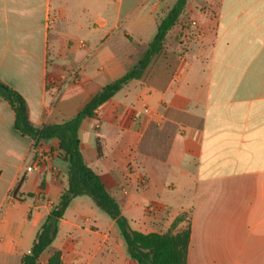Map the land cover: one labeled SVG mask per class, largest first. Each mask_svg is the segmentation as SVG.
<instances>
[{
    "label": "crops",
    "instance_id": "0c3cea01",
    "mask_svg": "<svg viewBox=\"0 0 264 264\" xmlns=\"http://www.w3.org/2000/svg\"><path fill=\"white\" fill-rule=\"evenodd\" d=\"M175 3L0 0V81L24 98L34 127L63 124L138 64ZM200 4L169 32V50L84 121L80 150L134 230L190 226L187 264H264V0ZM187 15L201 32L180 26ZM15 119L0 96L4 264L33 247L50 213L40 193L57 203L67 189L59 159L20 178L34 141ZM14 189L20 202H9Z\"/></svg>",
    "mask_w": 264,
    "mask_h": 264
},
{
    "label": "trees",
    "instance_id": "16d2710c",
    "mask_svg": "<svg viewBox=\"0 0 264 264\" xmlns=\"http://www.w3.org/2000/svg\"><path fill=\"white\" fill-rule=\"evenodd\" d=\"M188 0H178L161 21L154 40L144 58L122 78L105 87L74 118L63 124L34 127L29 120V110L24 98L0 81V96L15 112V129L23 136L33 139L36 146L58 139L59 155L66 166L67 189L42 223L31 252L22 259V264H39L44 252L55 242L59 224L72 201L89 196L96 206L114 221L123 238L127 254L135 264H187L191 243V228L179 233H143L134 230L129 220L121 213L116 199L109 193L100 175L90 168L80 150L79 131L87 119H93L97 111L109 102L130 81L138 80L152 59L161 53L169 32L185 14ZM32 197V196H30ZM50 264H54L51 261ZM59 264V263H55Z\"/></svg>",
    "mask_w": 264,
    "mask_h": 264
},
{
    "label": "rangeland",
    "instance_id": "374dc122",
    "mask_svg": "<svg viewBox=\"0 0 264 264\" xmlns=\"http://www.w3.org/2000/svg\"><path fill=\"white\" fill-rule=\"evenodd\" d=\"M174 1L177 2L178 0H172V2ZM189 3L195 10L201 8V0H188L187 6ZM193 22H197L199 25L198 21L193 20L192 17L187 15L183 17L180 26L184 28L194 27ZM193 39L188 40L187 44L189 45ZM173 41H175L173 37L166 41V48L163 47L162 51L165 49L168 51ZM184 49L187 50V47L183 48V52L179 51V53L183 54L185 51ZM147 50H140L141 58L139 62L144 58ZM57 159L62 161L60 155H58ZM65 171L64 173H66ZM64 193L65 191L62 194ZM27 197L35 198L36 195L29 194ZM21 200L22 195H18L17 191L14 189L9 195V202L15 203ZM38 201V205L43 204L50 211L59 202L58 200L57 203H53L51 200L46 199L41 193L38 196ZM111 221L110 217L96 206L95 201L91 197L83 196L75 199L66 217L64 216L60 221L59 234L55 242L44 252L39 264H50L51 261H53L54 264H88L90 257L93 261L99 262V264H135L127 254L123 238L117 226L115 225L114 228L110 227L109 224ZM34 227H36V225H34ZM177 227L176 224L173 225L170 231L173 233L177 232ZM186 228L187 225H185L182 230ZM107 233L108 237L105 238L104 241L101 239L100 235ZM27 240L29 244L31 242L30 238ZM31 249L29 248V252L26 253L29 254ZM7 261V264H22L21 256L10 257ZM0 264L4 263L0 261Z\"/></svg>",
    "mask_w": 264,
    "mask_h": 264
},
{
    "label": "built area",
    "instance_id": "2783aa9c",
    "mask_svg": "<svg viewBox=\"0 0 264 264\" xmlns=\"http://www.w3.org/2000/svg\"><path fill=\"white\" fill-rule=\"evenodd\" d=\"M193 26L201 32V28L197 22H193ZM58 157V152L56 151H46L42 146H36L35 143L32 145L27 158L25 160V166L21 172L20 178L25 177L27 174L33 173L42 168L48 167L52 164ZM124 193H127L124 190ZM154 212L153 208H149V213Z\"/></svg>",
    "mask_w": 264,
    "mask_h": 264
}]
</instances>
